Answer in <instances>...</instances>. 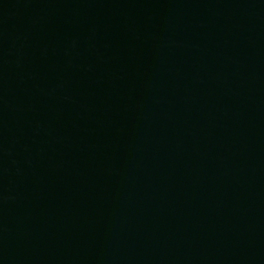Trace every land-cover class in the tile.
Masks as SVG:
<instances>
[{
	"label": "water",
	"instance_id": "1",
	"mask_svg": "<svg viewBox=\"0 0 264 264\" xmlns=\"http://www.w3.org/2000/svg\"><path fill=\"white\" fill-rule=\"evenodd\" d=\"M0 264H264V0H0Z\"/></svg>",
	"mask_w": 264,
	"mask_h": 264
}]
</instances>
